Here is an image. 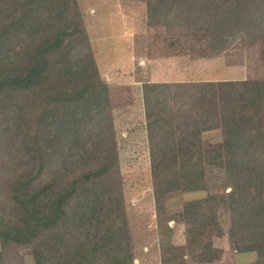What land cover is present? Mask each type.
<instances>
[{"label":"trees","instance_id":"trees-1","mask_svg":"<svg viewBox=\"0 0 264 264\" xmlns=\"http://www.w3.org/2000/svg\"><path fill=\"white\" fill-rule=\"evenodd\" d=\"M139 1L175 55L264 68V0ZM143 83L161 264L220 261L222 209L232 242L252 243L264 264V77ZM217 174L224 190L210 192ZM122 181L80 0H0V264L24 248L35 264H135ZM174 193L194 198L165 214Z\"/></svg>","mask_w":264,"mask_h":264},{"label":"rangeland","instance_id":"rangeland-1","mask_svg":"<svg viewBox=\"0 0 264 264\" xmlns=\"http://www.w3.org/2000/svg\"><path fill=\"white\" fill-rule=\"evenodd\" d=\"M85 24L101 77L108 83L114 125L119 145L122 193L135 264H161L157 215L152 190L148 133L144 113L143 82H171L202 79H243L264 77V68L253 57L229 54L194 58L189 49L179 55L166 48L164 27L149 26L145 2L139 0H80ZM189 50V51H188ZM211 142L221 139L218 129L207 131ZM225 181L217 174L209 191L222 192ZM193 194L174 193L167 199L165 214L180 211ZM229 248L215 264H257L252 243L231 240L230 213L221 210ZM174 242L182 240L185 226L175 224ZM226 240V237H225ZM227 245V244H226ZM1 250V249H0ZM23 260L16 264H35L31 249L21 250ZM15 264V262H6Z\"/></svg>","mask_w":264,"mask_h":264},{"label":"crops","instance_id":"crops-1","mask_svg":"<svg viewBox=\"0 0 264 264\" xmlns=\"http://www.w3.org/2000/svg\"><path fill=\"white\" fill-rule=\"evenodd\" d=\"M172 225V224H171ZM173 226V225H172ZM225 237H226V240H225ZM179 242H181V244L182 243H184L185 242V239H184V236H183V238H182V240H179ZM229 242H231L230 241V237L229 236H226V235H224L223 237H220V238H216L215 239V246L217 247V248H219V249H221L222 250V258L224 257V251L227 249V248H229ZM227 244V245H226ZM255 248V247H254ZM254 252H255V259H254V261L257 263V252H256V250L254 249ZM222 258H221V260H222Z\"/></svg>","mask_w":264,"mask_h":264}]
</instances>
